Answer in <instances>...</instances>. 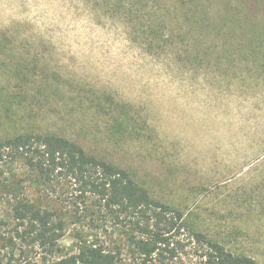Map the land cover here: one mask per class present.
Listing matches in <instances>:
<instances>
[{
	"label": "rangeland",
	"instance_id": "1",
	"mask_svg": "<svg viewBox=\"0 0 264 264\" xmlns=\"http://www.w3.org/2000/svg\"><path fill=\"white\" fill-rule=\"evenodd\" d=\"M248 1L243 11L263 29L264 0ZM117 13L101 0H0L4 50L38 70L0 65V139L55 134L127 169L189 226L170 235L180 254L167 264H203L191 229L264 264V76L149 54ZM0 165L1 180L14 173L64 222V254L103 245L122 264H144L138 234L97 199L83 203L70 183L39 185L21 162ZM9 200L0 190V255L17 264Z\"/></svg>",
	"mask_w": 264,
	"mask_h": 264
},
{
	"label": "trees",
	"instance_id": "2",
	"mask_svg": "<svg viewBox=\"0 0 264 264\" xmlns=\"http://www.w3.org/2000/svg\"><path fill=\"white\" fill-rule=\"evenodd\" d=\"M101 1L123 17L134 41L149 54L171 53L175 63L193 68L207 64L216 72L264 76V28L243 11L251 5L248 0L244 1L246 7H235L236 0ZM169 4L174 7L172 11ZM219 6L221 10L213 9ZM2 45L0 40V53L9 57L8 63H0L5 72H38L37 67L30 69L10 51L7 54ZM16 162L23 163L37 184L52 187L70 183L83 203L93 197L117 221H128L138 234V239L133 236L131 241L144 264H167L179 257L180 250L170 235L189 228L183 214L154 199L127 169L55 134L24 133L0 139V164ZM3 175L0 173V190L10 198L11 216L17 223L15 235L8 240V245L18 251L17 264H122L120 253L103 245H87L74 254H64L60 246L64 222H55L52 211L31 202L17 175L12 173V178L1 180ZM190 231L203 264H258L252 257L228 251L198 230ZM0 264H4L1 255Z\"/></svg>",
	"mask_w": 264,
	"mask_h": 264
}]
</instances>
